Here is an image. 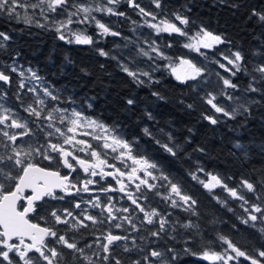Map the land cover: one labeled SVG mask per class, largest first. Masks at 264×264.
<instances>
[{
	"label": "snow or ice",
	"instance_id": "1",
	"mask_svg": "<svg viewBox=\"0 0 264 264\" xmlns=\"http://www.w3.org/2000/svg\"><path fill=\"white\" fill-rule=\"evenodd\" d=\"M119 2L120 0H103V2L102 0H0V14L22 20L28 25L35 24L36 27L54 31L59 40L68 44L93 45L94 38L86 34V29L77 31L71 26L94 24L101 37L120 36V32L114 31L94 15V13H104L124 17L126 15L124 12H118L111 6ZM127 2L129 7L138 9L140 15L151 18L146 19L144 24L153 29L157 35L167 33L169 36L185 37L188 42L184 43L183 47L206 58V53L201 51L202 48L213 49L218 45L231 43L222 34H215L203 26L195 35H189L186 27L190 20L178 11L171 13L172 19L165 17L160 19L159 23H153L152 21L158 18L156 13L146 11L137 0H127ZM220 2L224 3L226 0ZM152 4L156 9L164 8L162 0H152ZM241 6L238 3L231 4L233 8ZM41 19L45 22L42 23ZM248 19L254 20L259 28L264 29V8L250 7ZM10 39L8 34L0 32V50L5 49L6 42ZM171 46L170 43L167 45V47ZM262 49L264 44L251 53L252 56L258 57L256 62L248 60L244 51L239 48L236 50L229 48L227 54L220 53L226 63L220 60H216L215 63L228 73V76L216 73L222 86L216 91H204L203 95L198 91L200 85L193 86L196 98L186 107L194 109L197 101L205 105L204 110L201 111V118L211 125L220 123L221 116L235 119L238 115H250L251 106L257 101L247 96H237L236 93L241 91V88L239 83L234 82V78L241 73L249 76L250 81L242 91L261 93L264 96V89L257 86L264 84V50ZM96 51L102 57L110 55L104 49H96ZM152 53L163 60L169 59L155 41L149 44L148 50L140 48L137 56L153 60ZM112 58L116 59L114 56ZM119 67L137 85H144L145 81L141 77L153 81L149 71L133 69L124 63H120ZM167 67L172 69V74L181 84L196 81L205 72L204 68L184 58L179 60L178 67H172L171 64ZM9 68L12 73L18 71L15 65ZM155 70L157 69H153ZM28 72L31 75L27 77L26 83L25 72L19 71L21 79L15 96L20 101L23 111L33 118L31 122L0 102V264H98V262L99 264H155V262L174 264L178 262L181 253L174 247H168L165 251L151 248L139 258L129 257L127 260L119 258L115 254L117 247H122L125 253H132L134 250L144 252V249L137 245L136 238L131 236V232L138 233L142 228L148 236L156 240L167 238L176 241L180 236L184 245L183 254L198 257L209 264H244V262L264 264V246L252 248L251 251L247 248L242 249L224 235L217 237L222 245H226L222 250L204 247L200 251H194L191 247L194 237L202 236L200 224L191 218L184 221L179 218L173 220L172 212L167 211V208L179 209L190 214V217L199 218L197 199L184 190L179 180H174L170 175L165 174L157 162L139 151L136 141L125 138L114 125L109 126L92 119L84 115L81 110L72 108L69 111L60 107V94L35 71L28 69ZM154 82L159 83L158 80ZM0 83L12 84V78L6 70H0ZM29 84L31 86H28ZM228 89L232 91L229 92ZM29 93L32 95L30 101L26 102L24 97ZM152 95L157 99H164L159 92H153ZM6 98L7 93L0 89V101ZM223 100L229 101L230 104L225 105L222 103ZM134 103L133 98L127 100L128 105ZM88 106L91 107V104ZM152 118L149 114V119ZM57 123L65 127H58ZM33 124L44 133V142H40L39 137L36 136L31 126ZM159 132L160 135L167 137V142L157 138L149 128L143 129L144 135L153 137L155 143L164 152L176 157L179 145L175 143L172 134L165 133L163 129ZM77 136L90 137L97 143L93 145L90 140L78 139ZM52 137L58 142H53ZM66 146H71V150ZM234 147L241 148V145L236 144ZM78 152L85 153L90 159L77 155ZM109 153L115 154L112 160L118 161L127 170L110 163ZM38 161H47L48 165L55 164L57 167L42 166ZM127 161H131V164H127ZM77 166L89 178L80 181L73 176L78 170ZM61 167L69 171L62 174ZM199 173H204L205 179H201ZM188 175L228 211H233L228 205V200L216 195L215 189L220 188L232 200L240 201V208L246 213V216L240 217L241 222L245 225L251 224L253 228L259 224L258 231L264 239V174L254 181L242 177L238 184L233 186L228 183L231 177L206 173L202 166H198ZM95 177L100 179H94ZM108 177H111L119 187L109 184L98 190L105 194L115 192L123 194L122 198L130 202L129 206L117 207L113 202V196H107V202H104L98 195L86 201L70 202V207L58 208L50 204L51 201H65L66 197L78 196L81 193L91 195L96 190L94 186ZM125 180L129 184H134V188L130 190ZM160 181L163 183H157ZM149 193L159 197L166 207L161 209L152 206L149 202ZM82 205L100 209V214L94 215L89 212L88 207ZM106 223L115 229L128 231L129 234H115L109 229L96 236V232L100 231L98 226ZM125 223L129 225L130 230L124 229ZM61 225L65 227L63 229L58 227ZM82 230L90 231L86 233ZM86 235H93L96 238L92 242H87ZM129 240L131 247L128 244ZM121 241L124 242L122 245L119 244ZM165 252L171 253L170 259L164 258Z\"/></svg>",
	"mask_w": 264,
	"mask_h": 264
},
{
	"label": "trees",
	"instance_id": "2",
	"mask_svg": "<svg viewBox=\"0 0 264 264\" xmlns=\"http://www.w3.org/2000/svg\"><path fill=\"white\" fill-rule=\"evenodd\" d=\"M162 3L169 12L178 11L189 18L187 30L200 25L215 34H222L231 42L222 44V48L242 49L248 60L257 61L258 57L252 56L251 53L264 44V29L259 28L254 20L248 19V9L252 6L264 8V0H226L224 3L220 0H162ZM233 3L242 6L233 8ZM117 11L126 14L124 17L111 15L113 30L121 35L101 37L96 27L87 25L86 34L94 38L93 45L68 44L59 40L54 31L27 25L6 14H0V32H5L11 37L2 51H10L12 57H21L27 66L36 68L40 77L60 94L62 107L87 106L90 115L106 125H114L125 138L136 141L139 151L157 162L165 174L182 183L184 190L198 201L199 218L190 217V214L179 209L167 208V211L172 212L173 220L179 218L184 221L191 218L200 224L202 236L194 237L191 244L194 251H200L204 247L222 250L226 245H222L217 239L218 235L227 236L242 249L247 248L250 251L252 248L264 246V239L258 231L259 224L253 228L251 224L245 225L241 222L240 217L246 216V213L240 208V201L232 200L220 188L215 189L216 195L228 200L229 207L233 209L228 211L188 175L198 166H202L206 173L231 177L228 183L233 186L238 184L242 177L254 181L264 174V96L257 93L259 98L255 100L257 103L251 106L250 115L220 119V123L211 125L201 118L205 105L197 101L194 109L186 107L196 98V91L190 82L181 84L173 75H169L164 76L161 81L158 80L159 83L151 82L153 84L150 85V82H145L144 86L137 85L112 58L113 50L117 41L131 33L136 25L151 18L143 17L138 13V9L129 7L127 3L119 6ZM164 42L166 46L169 43L172 45L168 47L170 55L180 60L183 51L182 40L177 35L165 34ZM96 49H104L110 55L102 57ZM249 81L250 77L242 73L234 80L240 84L241 89L246 88ZM257 86L264 89V84ZM153 92H159L164 99H157L152 95ZM129 98L135 100L133 105L127 104ZM149 114L152 119H149ZM145 127L164 142H167V137L160 135L159 130L171 133L175 143L179 145L178 155L172 157L164 152L153 137L144 135ZM236 144H240L241 148L234 147ZM199 175L201 179H205L204 173ZM150 197L152 206L161 209L166 207L159 197ZM58 202L51 201L50 204L61 208V202ZM93 214L99 215L100 209ZM210 221L215 223H209ZM58 227L63 229L65 226ZM98 227L100 231L96 232V236L109 229L116 234H129L128 231L115 229L107 223ZM124 229L130 230L129 225L125 223ZM82 231L87 233L90 230ZM96 236L86 235V241L92 242ZM131 236L136 238L137 245L144 249V252L134 250L132 253H125L122 247H117L115 254L121 259L139 258L151 248L165 251L168 247H174L181 253L178 262L174 264H209L198 257L183 254L184 245L180 236L176 241L167 238L156 240L148 236L143 228L138 233L131 232ZM123 243L119 242L120 245ZM128 244L131 247V240ZM170 257L171 253L165 252L164 258Z\"/></svg>",
	"mask_w": 264,
	"mask_h": 264
},
{
	"label": "rangeland",
	"instance_id": "3",
	"mask_svg": "<svg viewBox=\"0 0 264 264\" xmlns=\"http://www.w3.org/2000/svg\"><path fill=\"white\" fill-rule=\"evenodd\" d=\"M124 3L128 4L127 0H120L119 4L111 5V6L114 7L116 10H118L119 6H121ZM137 3H139L142 7H144L146 11H151L157 14L158 18L153 23H159L160 19H163L165 17L172 19L171 12H169L165 8H163V10L156 9L155 6L152 4V0H137ZM180 14L182 15V13ZM94 15H96V17L100 19L101 22L109 25L112 29H114V23L112 21L111 15L104 14V13H94ZM17 21L23 22L22 20H17ZM41 22L44 23L45 21L41 19ZM32 25L35 26V24H32ZM88 26L95 27L94 24H91ZM86 27L87 25H76V24L71 26L73 30H77V31L81 29H86ZM200 27L201 26L198 25L192 30H187L186 28V31L189 32V35H195V33L199 30ZM40 29H43V28H40ZM43 30H46V29H43ZM47 31H51V30H47ZM165 34L167 33H161L160 35H157L153 29L147 27L144 23L136 25L133 28L131 33H129L126 37L121 38V40L116 42V47L113 50V53H114L113 56L116 57L115 60L118 62V64L124 63L133 69L139 68L140 70H143V71H149L151 72L153 81H157V80L161 81L164 76L173 75L172 69L170 67H167V65L171 64L172 67H178L179 65V60H176L170 55L169 49L164 42ZM67 35L68 34L66 33V36ZM178 37L182 40V49H183L182 58L192 60L199 67H202L205 69V72L203 73L202 77L198 78V80L196 81H189L192 84V86L200 85V88L198 91L200 92L201 95L204 94V91L218 90V88L222 86V82L219 81V78L216 75V73H220L221 75H224V76H228V73L224 72V70L221 69L219 65L215 63V61L220 60L222 63H226L225 61L222 60L220 53L227 54L229 48L227 49L222 48V44L216 46L213 49H203L202 48L201 51L206 53V56H207L206 58L205 56H201L199 53L195 51L184 48L183 45L184 43L188 42L187 39L185 37H180V36ZM152 41H155L156 44L160 47V49L169 57L168 60H163L157 57L155 53H152L154 57L153 60H149L147 57H144V56H137L138 50L140 48L148 50L149 44H151ZM153 69H157V70L153 71ZM30 75L31 73L28 72V77ZM141 79L148 81L147 77H141ZM29 86L31 85L29 84ZM242 90L243 89H241V91H238L236 95L239 97L247 96L248 98L254 99V100H257L259 98V95H257V93H245ZM228 91L231 92L232 90L228 89ZM222 103H224L225 105L230 104V102L227 100H223ZM59 106L62 107L60 104ZM71 109L72 108H70L69 111ZM77 110H80V108H77ZM84 115H86V113H84ZM226 118L227 117L221 116V119H226ZM57 126L61 128L65 127L64 125H60L59 123L57 124ZM77 137L79 138L80 136H77Z\"/></svg>",
	"mask_w": 264,
	"mask_h": 264
},
{
	"label": "flooded vegetation",
	"instance_id": "4",
	"mask_svg": "<svg viewBox=\"0 0 264 264\" xmlns=\"http://www.w3.org/2000/svg\"><path fill=\"white\" fill-rule=\"evenodd\" d=\"M229 48H231L232 50H236L233 47H229ZM11 55H12V53L10 51L4 52V51L0 50V70H6L7 71V74H9L11 76V78H12V84L11 85H3L2 83H0V89H2L3 92H6L7 93V98L4 101H0V102H3L5 104V107L12 108L14 110V112L17 113L20 117H22L24 119H28L31 122V120L33 118L32 117H29L27 115V113H25L23 111V109L20 107V101H18L16 99V96H15V93L17 92L18 82L21 79V77L19 76L18 73H19V71H24L25 72L24 79H25V82L26 83H27V77H28V69H32L39 76H40V74H39V72H38V70L36 68H30L29 66H27L24 63V61H23V59L21 57H12ZM11 65H15L17 67L18 71L16 73H12L10 71L9 66H11ZM144 81L145 82H148L146 80H144ZM149 84L152 85L153 83L150 82ZM31 95L32 94L29 93V94H27L24 97V99H25L26 102H29L30 101ZM74 107H76V109L77 108H80L81 111H83L84 113H86V116H88V117H90L92 119L99 120L95 116H92V115L89 114V110L87 109V106H85V108L82 107V106H79V105H77V106L76 105H71V106L65 105L64 106V108H69V109L70 108H74ZM44 123L46 124V122H44ZM31 126L33 127V130L36 133V136L39 137L40 142H44V133L43 132H40L36 128V125L33 124ZM48 130L50 131L51 129H48ZM88 130L91 131L90 129H88ZM12 131H18V130H12ZM25 139L27 140V139H31V138H25ZM78 139H88V140H90V142L93 145H96V143H97L96 141L91 140L90 137H81L80 136ZM52 140H53V142H58L55 137H52ZM68 147H69V150H71V146H68ZM76 154L79 155V156H81V157H84L86 159H90V157H87L85 153H79L78 152ZM113 155H115V154L109 153V156H108L109 162L110 163H115L117 165V167H120L123 170H127V169H124V165L120 164L118 161L112 160V156ZM38 162L42 163V166H50V167H53V168L57 167V165H55V164L48 165V162L47 161H38ZM126 163L127 164H131V161H127ZM77 169H78L77 172L76 173H73V176L77 177L78 180L82 181L83 179L89 178V177H86V175L83 173V171L81 169H79L78 166H77ZM105 170L106 171H112L111 169H105ZM60 171H61L62 174H66L69 170L64 169V168L61 167L60 168ZM156 174L159 175V173H156ZM94 179L99 180L100 178L99 177H95ZM125 183L126 184H129V182L127 180H125ZM157 183H163V182L160 181V182H157ZM109 184L112 185V186H114V187H119L118 185L115 184V181L111 177H108L105 180H101L99 184H97V185L94 186V188L96 190L91 195L88 194V193H81L78 196L66 197V200L65 201H59L58 203L61 202V208L62 207H70L71 206L70 205V202H74L76 200H84V201H86V200L91 199V198H94L95 196L98 195V196H100L101 200L104 201V202H107V196H113L114 197V201L113 202L116 203V206L117 207H121V206L127 207V206H129L130 202L127 201L126 198H122L123 194H121L119 192L105 194V193H102V192H100L98 190L100 187H102V186L103 187H107ZM133 188H134V184H129V189L131 190ZM161 191H164V189H161ZM150 196L155 197L152 193H149V197ZM150 199H151V197H150ZM67 205H69V206H67ZM82 207H88L89 212L92 213V214H93V212H96L97 211V209H92L88 205H82ZM76 211H79V210H76ZM136 215H142V214H136Z\"/></svg>",
	"mask_w": 264,
	"mask_h": 264
},
{
	"label": "bare ground",
	"instance_id": "5",
	"mask_svg": "<svg viewBox=\"0 0 264 264\" xmlns=\"http://www.w3.org/2000/svg\"><path fill=\"white\" fill-rule=\"evenodd\" d=\"M144 86V85H143ZM144 88H146V86L144 87ZM77 106V105H76ZM93 110V109H92Z\"/></svg>",
	"mask_w": 264,
	"mask_h": 264
}]
</instances>
